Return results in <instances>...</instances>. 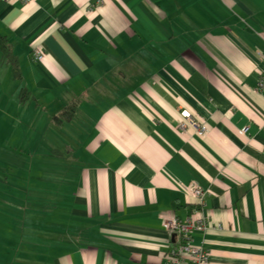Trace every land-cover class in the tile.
<instances>
[{
  "label": "crops",
  "instance_id": "obj_1",
  "mask_svg": "<svg viewBox=\"0 0 264 264\" xmlns=\"http://www.w3.org/2000/svg\"><path fill=\"white\" fill-rule=\"evenodd\" d=\"M263 70L264 0L0 3V264H165L192 182L210 264H264Z\"/></svg>",
  "mask_w": 264,
  "mask_h": 264
},
{
  "label": "built area",
  "instance_id": "obj_2",
  "mask_svg": "<svg viewBox=\"0 0 264 264\" xmlns=\"http://www.w3.org/2000/svg\"><path fill=\"white\" fill-rule=\"evenodd\" d=\"M20 1L27 3L29 0H0V3ZM44 55L37 52L35 61H41ZM256 90L264 93V70L261 72ZM184 120L179 125V130L185 131L189 126L193 127L200 135L207 134L206 125L197 120L189 112L183 113ZM196 201L192 212L184 220L175 215H166L164 225L166 229L178 237V243L167 253L165 264H210V252L203 246L194 243V233L198 230L206 231L210 227L208 216L205 214V204L208 192L197 182L182 186Z\"/></svg>",
  "mask_w": 264,
  "mask_h": 264
}]
</instances>
